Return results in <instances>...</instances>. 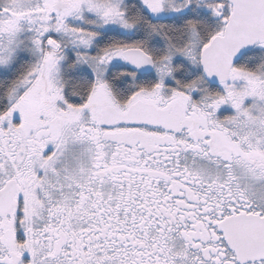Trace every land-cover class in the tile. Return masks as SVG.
<instances>
[{
  "label": "snow or ice",
  "instance_id": "obj_1",
  "mask_svg": "<svg viewBox=\"0 0 264 264\" xmlns=\"http://www.w3.org/2000/svg\"><path fill=\"white\" fill-rule=\"evenodd\" d=\"M0 264H264V0H0Z\"/></svg>",
  "mask_w": 264,
  "mask_h": 264
}]
</instances>
